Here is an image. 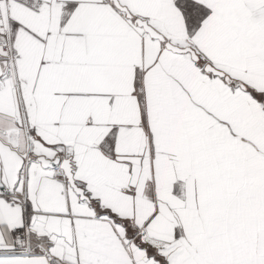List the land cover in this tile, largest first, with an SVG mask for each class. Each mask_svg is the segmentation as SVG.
<instances>
[{
	"label": "snow or ice",
	"instance_id": "snow-or-ice-1",
	"mask_svg": "<svg viewBox=\"0 0 264 264\" xmlns=\"http://www.w3.org/2000/svg\"><path fill=\"white\" fill-rule=\"evenodd\" d=\"M0 264H264V0H0Z\"/></svg>",
	"mask_w": 264,
	"mask_h": 264
}]
</instances>
